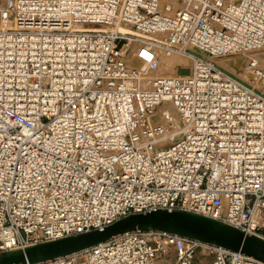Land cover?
<instances>
[{"label": "built area", "instance_id": "2783aa9c", "mask_svg": "<svg viewBox=\"0 0 264 264\" xmlns=\"http://www.w3.org/2000/svg\"><path fill=\"white\" fill-rule=\"evenodd\" d=\"M159 46L193 66L151 77ZM255 81L264 83V0H0V253L157 209L264 238ZM197 260L263 264L158 231L38 264Z\"/></svg>", "mask_w": 264, "mask_h": 264}, {"label": "water", "instance_id": "95a60500", "mask_svg": "<svg viewBox=\"0 0 264 264\" xmlns=\"http://www.w3.org/2000/svg\"><path fill=\"white\" fill-rule=\"evenodd\" d=\"M135 231L175 234L245 254L264 264V238L185 209L133 213L100 229L0 253V264H38L76 254L116 236Z\"/></svg>", "mask_w": 264, "mask_h": 264}, {"label": "bare ground", "instance_id": "6f19581e", "mask_svg": "<svg viewBox=\"0 0 264 264\" xmlns=\"http://www.w3.org/2000/svg\"><path fill=\"white\" fill-rule=\"evenodd\" d=\"M173 0H163L164 3L168 4L171 3ZM126 29V28H124ZM157 53L159 55V69L156 73H151V77H153L155 74H159L161 72L167 73L169 75L175 74L176 67L178 65H183V66H193V60L184 55L183 53L179 51H174V50H169L165 49L159 46ZM220 61V60H219ZM222 61V60H221ZM130 63L134 67L144 70H147V64L141 62L138 58L136 57H131L130 58ZM230 63V62H229ZM226 64V62H225ZM228 64V63H227ZM237 67L241 69L243 67V63H241V60L236 63ZM228 67V65H227ZM245 76V72L242 73V76ZM150 77V78H151ZM255 83H259L255 81ZM264 83L257 84L259 87L263 85ZM164 112L166 113V117L169 119H176L177 114L171 107H167Z\"/></svg>", "mask_w": 264, "mask_h": 264}, {"label": "rangeland", "instance_id": "374dc122", "mask_svg": "<svg viewBox=\"0 0 264 264\" xmlns=\"http://www.w3.org/2000/svg\"><path fill=\"white\" fill-rule=\"evenodd\" d=\"M180 73H181V74H186V73H187V70H186V69H181V70H180ZM195 264H202V261L197 260V261L195 262Z\"/></svg>", "mask_w": 264, "mask_h": 264}]
</instances>
